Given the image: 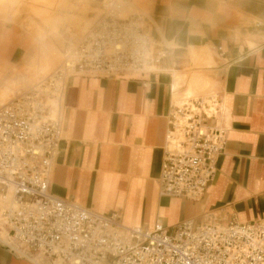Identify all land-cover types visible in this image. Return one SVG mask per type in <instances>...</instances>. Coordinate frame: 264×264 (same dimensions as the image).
<instances>
[{"label": "crops", "instance_id": "0c3cea01", "mask_svg": "<svg viewBox=\"0 0 264 264\" xmlns=\"http://www.w3.org/2000/svg\"><path fill=\"white\" fill-rule=\"evenodd\" d=\"M85 1L87 15L69 14L78 4L85 10ZM130 2L151 17L166 57L154 73L68 79L50 191L100 214L119 212L130 226L160 223L172 231L180 221L200 224L210 216L264 223V0ZM56 4L72 15L68 23L77 35L80 24L98 17L97 2ZM15 6L0 0L10 15L16 16ZM36 16L50 25L51 9ZM24 31L0 17V78L29 50L32 37ZM50 33L57 34L52 28ZM214 91L226 108L227 129L214 180L196 201L160 195L171 102ZM0 264L32 263L0 244Z\"/></svg>", "mask_w": 264, "mask_h": 264}, {"label": "built area", "instance_id": "2783aa9c", "mask_svg": "<svg viewBox=\"0 0 264 264\" xmlns=\"http://www.w3.org/2000/svg\"><path fill=\"white\" fill-rule=\"evenodd\" d=\"M99 3L94 22L60 52L57 67L0 106V244L32 264H264V223L210 216L172 231L121 222L50 191L72 76L124 78L156 72L167 47L130 0ZM126 13L125 16L123 14ZM217 92L171 102L159 194L199 199L227 143Z\"/></svg>", "mask_w": 264, "mask_h": 264}, {"label": "rangeland", "instance_id": "374dc122", "mask_svg": "<svg viewBox=\"0 0 264 264\" xmlns=\"http://www.w3.org/2000/svg\"><path fill=\"white\" fill-rule=\"evenodd\" d=\"M18 1L21 0H14L12 2V5L16 4V7L14 8V10H16V16L14 17H12L4 7H0V17L15 22V24L20 26L32 37L31 46L25 54L23 60L18 65L8 69L5 75L0 78V89L3 85L4 78L10 77V79L14 80V94L11 95L10 99L13 98L17 93L22 91L24 88L29 87L30 85L34 84L38 80L48 75L51 71H53L60 62V52L65 46V43L71 42L80 37V35L91 25L89 23H86L85 27H83V24H80L82 26L78 28L79 34H74L76 31L75 26L69 25L68 19H70L72 15L76 17H79L77 15H87L88 12L91 11L90 7L85 1L87 5L85 10H80L78 4L77 7L72 8L69 11V14H72L69 16L66 15V11L57 9V0H55L51 7L50 25L52 30L57 34H52L50 32L41 33V29L44 27L46 17H38L30 13L31 5L36 4V0H23L19 3ZM94 12L99 15V13L101 12L100 8L95 9ZM125 15L126 13L123 14V16ZM29 17L33 18L34 22L37 24V27L31 26L27 22V19ZM48 54H51L53 57H55V61L47 68H44L43 59Z\"/></svg>", "mask_w": 264, "mask_h": 264}, {"label": "bare ground", "instance_id": "6f19581e", "mask_svg": "<svg viewBox=\"0 0 264 264\" xmlns=\"http://www.w3.org/2000/svg\"><path fill=\"white\" fill-rule=\"evenodd\" d=\"M13 1L14 0H11V2H13ZM21 1H23V0H21ZM21 1H18V3L21 2ZM7 6H9V5H7ZM51 7H52V0H36V4L31 5L30 13L33 14V15H36L37 13L46 14V13H48L50 11ZM12 16H14V15H12ZM27 22L31 26L37 27V24L34 22L33 18L29 17L27 19ZM50 31H51V25L48 26L44 22V27L41 29V33H43V32L44 33H49ZM37 35H38V33H37ZM54 61H55V57H53L51 54L46 55V57L43 59L44 68H47L49 65L53 64ZM14 86H15V84H14V81L12 79H4L3 85H2V87L0 89V104L1 105L6 103L10 99L11 95L14 94ZM24 89H26V88H24ZM173 103H175V101H173ZM8 204H10V200H8L6 202L0 201V208L6 207V206H8Z\"/></svg>", "mask_w": 264, "mask_h": 264}]
</instances>
